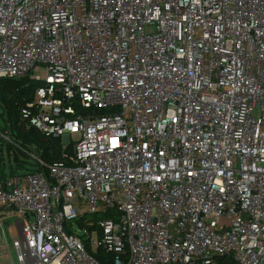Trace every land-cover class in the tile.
Instances as JSON below:
<instances>
[{
	"label": "built area",
	"instance_id": "2783aa9c",
	"mask_svg": "<svg viewBox=\"0 0 264 264\" xmlns=\"http://www.w3.org/2000/svg\"><path fill=\"white\" fill-rule=\"evenodd\" d=\"M24 76L61 152L0 130L18 264H264V0H0V79Z\"/></svg>",
	"mask_w": 264,
	"mask_h": 264
},
{
	"label": "trees",
	"instance_id": "16d2710c",
	"mask_svg": "<svg viewBox=\"0 0 264 264\" xmlns=\"http://www.w3.org/2000/svg\"><path fill=\"white\" fill-rule=\"evenodd\" d=\"M39 85H41L40 82L32 80L28 76L0 79V130L9 131L13 140L17 143L35 147L44 162L49 164L60 158L61 140L59 138L44 137L35 128L28 127L26 123L20 120V108L26 102L32 100L35 89ZM4 150L9 155L11 146L4 144L0 138V180L8 174L14 173L12 165L5 162ZM14 160L17 170H22L25 167V161H21L18 156H14ZM43 172L46 173L47 170L43 169ZM98 218V215L85 217V220H76V224L80 227L87 226L88 231H91L95 228L94 222ZM86 222H91V224L88 225ZM67 230L69 231L68 228ZM85 246L87 251L92 253L91 246L87 241ZM94 256L99 262L110 264V256L102 251L98 250L94 253ZM214 264H230V261L219 257L215 259Z\"/></svg>",
	"mask_w": 264,
	"mask_h": 264
},
{
	"label": "rangeland",
	"instance_id": "374dc122",
	"mask_svg": "<svg viewBox=\"0 0 264 264\" xmlns=\"http://www.w3.org/2000/svg\"><path fill=\"white\" fill-rule=\"evenodd\" d=\"M71 150V147L69 148ZM14 156L23 157L24 156L19 153L16 149H14ZM18 217V215L15 213L13 214H6V216L3 218L2 223L0 225V245L3 246L0 250V264H18L16 262V256L15 252L12 247V235H11V229L16 226L15 219ZM74 224V222H72ZM5 234L3 235V231Z\"/></svg>",
	"mask_w": 264,
	"mask_h": 264
}]
</instances>
